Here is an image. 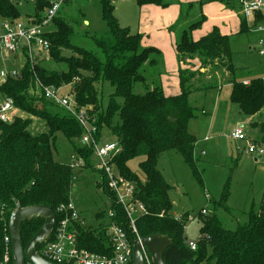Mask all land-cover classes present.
<instances>
[{"label": "trees", "instance_id": "1", "mask_svg": "<svg viewBox=\"0 0 264 264\" xmlns=\"http://www.w3.org/2000/svg\"><path fill=\"white\" fill-rule=\"evenodd\" d=\"M134 1L138 6L169 5L167 0ZM221 1L239 10V0ZM71 2L64 0L62 4L66 6ZM50 3L51 0H35L34 13L27 16L29 21L39 22L44 11L40 12ZM101 6L108 29L102 33H82L93 49L73 42L80 25L76 27L77 20L66 18L59 8L43 35L49 44L47 56L42 54L43 57L31 61L25 57L17 75L9 76L0 85V97L11 98L19 112L27 115H16L8 123L0 120V258L3 237L9 234L8 219L16 202L21 207L48 206L55 212L57 220V209L71 199V184L77 172L70 167L69 160L55 159L59 134L70 144L69 155L75 154L83 159L79 172L83 168L94 169L91 147L80 143L82 126L68 111L42 95L35 84V79H38L43 85H54L60 93L63 87L69 86L76 108L91 107L87 113L96 126V136L100 138L107 130L116 141L120 152L113 162L123 176L134 181V196L146 209L135 221L137 233L141 237L160 233L171 239V244L163 251L166 264H264V193L258 204L252 203L242 211L245 221L227 228L215 213L217 209L229 213L225 186L214 203L215 211L198 213L201 235L195 241V250L188 246L184 234L188 215L179 219L173 215L169 197L171 186L164 180L157 163L164 152L172 150L201 181L196 167V138L187 129L188 121L195 116L188 96L194 89L192 79L198 70L180 67L179 91L174 95L165 94L161 85L164 72L161 50L145 45L142 34L131 33L128 27L121 26L113 14L110 0H101ZM253 15L251 22L256 25L259 19ZM19 17L13 1L0 0L2 20ZM239 18V32L248 30L244 16ZM204 21L205 16L200 12L198 18L186 27L180 25L175 45L179 61L198 58L201 65L217 61L231 75L229 98L239 112L248 116L258 113L264 106V79L250 77L247 83L243 82L238 74L244 70L232 65L230 35L221 34L217 27L193 39L192 32L199 29ZM58 65L62 67L56 68ZM105 82L113 87V91L103 105L102 85ZM34 119L42 121L46 130L33 132ZM252 127L258 135L256 143L264 145V120L253 122ZM137 157H142V160L137 163V170L132 171L127 163ZM96 171L101 178L97 186H102L115 213L112 220L125 228L129 237H135L130 232L122 207L115 203L112 192L108 190L103 173ZM95 217L102 218L104 213L97 212ZM43 221L42 217H37L21 222L19 236L22 247ZM75 230L79 247L99 254L111 253L107 226L103 222L85 227L75 224ZM40 247L41 244L36 245L37 250Z\"/></svg>", "mask_w": 264, "mask_h": 264}, {"label": "rangeland", "instance_id": "2", "mask_svg": "<svg viewBox=\"0 0 264 264\" xmlns=\"http://www.w3.org/2000/svg\"><path fill=\"white\" fill-rule=\"evenodd\" d=\"M11 1L17 5L20 20L25 22L27 15L33 14L35 1ZM167 1L169 3L178 2V0ZM262 2L261 8L255 11L253 15L259 19L256 21V25L252 24L250 18V20L245 19L250 30L229 37V47L233 52V67L243 68V70L245 69L249 74L255 76H264V59L254 50L259 41L264 39V33L252 29L255 26L264 27V17L261 18L260 12V10L264 11V0ZM110 3L113 6V14L118 23L121 26L128 27L131 33H135L139 19V6L135 1L110 0ZM60 8L63 16L73 21L77 20L76 27L80 25L78 28L79 33L72 38L73 42L93 49L91 42L82 33H102L108 29L102 17L101 0H72L66 6L62 4ZM43 11L44 9L40 13ZM207 13L208 16L216 14L209 17L210 21H215L211 24L220 20L219 22H224L226 26H229L230 20H221V14L215 11L213 7L209 8ZM199 14L196 2L183 3V7L179 8V28L176 27L174 31L178 34L181 29L180 25L186 27L188 23L196 20ZM34 54L37 56L35 51ZM39 57H43L41 53L38 55ZM24 60L25 56L20 55L13 68L18 69L24 63ZM55 67L61 68L62 65ZM221 68L223 66L217 65V69ZM216 74L212 75L213 79H207V75H204L206 77L203 75L200 77L195 74L194 80L192 79L194 89L188 97L196 116L188 121L187 127L188 131L193 133L197 140L195 150L197 156L196 167L201 181L194 177L191 168L182 161L180 155L172 150L164 152L157 163L164 180L171 186L169 197L173 204V215H179L180 217L188 215L184 227V234L188 241H196L200 237L201 222L197 215L202 208H205L208 213L215 211L214 203L220 198L225 186L228 190L226 206L229 213L221 209H217L215 213L227 228H232L235 223L245 221L242 211L248 209L252 203L258 204L264 193V152L260 156L253 155L247 151L248 143L246 141L231 137L233 129L241 126L246 138L256 143L258 135L251 134L247 125V120L251 117L239 112L237 105L229 98L230 87L228 81H225V75L222 72ZM212 82L214 85L208 87ZM204 88L207 89L197 91ZM69 90L70 87L65 86L62 88V93L71 97L72 93ZM112 91L113 87L109 83H103V105L106 104L108 95ZM202 110L206 114H203ZM262 112L264 114V106ZM20 115L27 117L25 113L20 112ZM258 119H264V117ZM32 127L33 132L46 130L43 122L37 119L33 120ZM103 137L106 140H113L107 130L103 133ZM56 152V160L65 162L69 159L70 144L60 134L57 136ZM255 158L257 159L255 160ZM140 160H142V157L129 160L127 163L128 168L136 171L137 163ZM100 182V174L96 170L83 168L76 173L71 184L70 198L88 226H96L100 222V218L96 219L95 213L99 211L106 213L109 207L102 186H97Z\"/></svg>", "mask_w": 264, "mask_h": 264}, {"label": "built area", "instance_id": "3", "mask_svg": "<svg viewBox=\"0 0 264 264\" xmlns=\"http://www.w3.org/2000/svg\"><path fill=\"white\" fill-rule=\"evenodd\" d=\"M63 1H51L50 6L44 10L39 22L33 23L29 20L24 22L20 19L2 20L0 22V54L24 55L30 61L38 57L40 53L46 55L49 44L43 35ZM239 2L241 13L245 19L251 18L254 12L259 10L263 4L262 0H239ZM258 29L264 32V27H258ZM34 51L37 56H35ZM257 51L259 55L264 56V39L259 41ZM16 75L17 69L15 68L9 69L5 66L0 68V85L9 76L13 77ZM35 84L45 98L68 111L82 126L83 133L80 143L88 148L91 147L93 167L103 173L108 190L112 192L115 203L122 207L128 219L130 232L135 236L129 237V232L112 220L115 213L111 208L109 198H107L109 207L106 213L102 211L104 217L99 219V223L103 222L107 226V235L112 249L111 253L108 255L99 254L79 247L75 224L84 227L88 225L85 224L81 213L70 199L68 203L61 205L57 209L59 217L56 220L55 216V223L49 237L41 243L40 250L36 249L38 254L43 259L54 264H131V240L141 237L135 228V221L139 215L146 212V209L134 196L136 192L134 181L123 176L113 162L114 157L120 152V147L114 140H105L102 136L100 138L96 136V126L92 124L93 120H90L87 113L91 109L90 106L76 108V103L72 96L60 93V90L54 85H43L38 79H35ZM18 114L19 110L14 106L11 98L0 97V120L2 122H11L14 116ZM231 137L236 140L246 141L248 143L247 151L253 155L260 156L264 152L263 145L246 138L241 126L233 129ZM68 160L70 167L78 173L83 165V159L75 154H70ZM201 213H206L205 209H202ZM176 218L179 219V216ZM187 244L190 249H196L195 241H188ZM2 245L3 251L0 264H13L9 234L4 235ZM141 252L144 264H154L143 246H141ZM25 264L32 263L25 260Z\"/></svg>", "mask_w": 264, "mask_h": 264}, {"label": "crops", "instance_id": "4", "mask_svg": "<svg viewBox=\"0 0 264 264\" xmlns=\"http://www.w3.org/2000/svg\"><path fill=\"white\" fill-rule=\"evenodd\" d=\"M51 1H53V0H51ZM188 1L196 2L197 3V9H198L199 13L202 12L203 15L205 16V21L203 22L201 27L192 32L193 39H198L199 37L203 36L204 34L209 32L214 26L218 28V30L220 31L221 34L230 35V36L233 34L239 33V29H240V18H239V16H242V13H241V7L239 6V4H238L239 10H237V11L235 8H232L228 5H226L221 0H178V2L169 3V5H167L165 7L155 6V5L139 6L138 7L139 8V19H138L137 31L135 33H140L143 35V43L145 45L154 46V47H157L158 49L161 50L162 57H163V69H164L163 75L161 76V84H162V88H163L164 93L167 95H174L179 91L178 71H179L180 67L187 68V69L192 70V71L198 70V72L196 74H198L200 77H202L201 75H203V76L207 75V79L208 78L213 79V76H212L213 74L217 75L216 74L217 72H222L225 75V81H228L229 87H231V84L229 83L230 79H231L230 73L224 67L221 69H217V65H220V63H218L217 61H215L213 64H206V65H201V62L198 60V58H194V59L186 58V60H184L183 62L179 61V55H178V52L176 51V46H175L177 39H178V36H179V32L177 34L174 31V29L176 27L179 28V8L181 9V7H183V3L185 4ZM179 5H180V7H179ZM212 7L215 9V11H217L221 14V16H220L221 20H225V19L230 20L229 26H226L224 24V22H219L220 20L216 23L211 24V22H215V21H210L209 17H212L216 14H210L208 16L207 10L209 8H212ZM34 9H35V4H34ZM260 12H261V16L264 17V11L260 10ZM30 15H32V14H30ZM27 16H29V15H27ZM28 20H29V18L27 17L26 21H28ZM1 21H2V19L0 18V22ZM258 27L259 26H255L252 29L264 33L263 31L259 30ZM254 50H256V51L258 50V45L256 47H254ZM257 53H258V51H257ZM259 56H261L262 59H264L263 58L264 56H262V55H259ZM18 58H19V55L18 56H16V55L12 56V55H8V53L0 54L1 68H2V65H4L5 67H7L9 69L13 68V65L16 64L15 61ZM22 65H20L18 68H20ZM241 69H243V68H241ZM242 73L249 74L247 71H245V69ZM247 74H244L245 76H243V74H238L240 76V78L243 79L244 83H247L249 81L250 77H261L264 79V76H261V75L255 76L253 74H249V75H247ZM210 76H212V77H210ZM204 77H206V76H204ZM213 85L214 84L212 82L208 87H212ZM207 88L199 89L197 91H202V90H205ZM229 92H230V90H229ZM188 102H189V100H188ZM189 105L191 106L190 103H189ZM262 108L258 113L250 116L251 118L247 120V122H248L247 125H248V128H249L251 134L257 135L255 132L256 130L252 127V123L258 122V120L259 121L264 120V119H258V118L264 117V114L262 112ZM202 113L206 114V112H204V110H202ZM18 115H20V112ZM195 116L193 118H195ZM187 129H188V127H187ZM191 134H193V133H191ZM102 137H103V134H102ZM196 142H197V140H196ZM195 150H196V143H195ZM256 159L257 158H255V160ZM71 201L73 202L72 199H71ZM74 205H75V203H74ZM202 209H205V208H202ZM201 210L199 212H201ZM174 216L177 217L179 215H174ZM179 218H180V216H179ZM190 241H192V240H190Z\"/></svg>", "mask_w": 264, "mask_h": 264}, {"label": "water", "instance_id": "5", "mask_svg": "<svg viewBox=\"0 0 264 264\" xmlns=\"http://www.w3.org/2000/svg\"><path fill=\"white\" fill-rule=\"evenodd\" d=\"M44 219L41 227L34 233L24 247L21 246L19 227L21 222L32 218ZM55 223V212L45 205H32L21 207L16 202L15 209L8 219V232L11 239L13 264H25V260L32 264H54L43 259L36 250V245L44 242L50 235ZM131 264H144L141 246L149 253L154 264H166L163 259V251L171 244V239L160 233H152L148 236L132 239Z\"/></svg>", "mask_w": 264, "mask_h": 264}]
</instances>
